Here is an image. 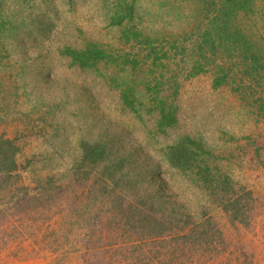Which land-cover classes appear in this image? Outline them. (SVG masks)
I'll use <instances>...</instances> for the list:
<instances>
[{
  "label": "rangeland",
  "instance_id": "374dc122",
  "mask_svg": "<svg viewBox=\"0 0 264 264\" xmlns=\"http://www.w3.org/2000/svg\"><path fill=\"white\" fill-rule=\"evenodd\" d=\"M119 3L120 0H0L4 15L13 11L31 18L24 27L13 29L8 25L0 31V134L18 137L23 145L21 159L35 155L33 167L23 172L25 183L35 186V179L46 175H56L68 183L78 175L81 151L75 144L76 137L84 134L101 138L109 142L115 156L129 155L134 160L128 164L132 173L137 170L144 174L141 183L134 186L140 193L151 191L156 198L182 204L195 220L206 210L218 223L230 246H222L218 254L208 256L202 264H264V109L259 110L263 85L238 91L233 80L215 87V69L189 74L192 64L200 58L195 55L198 49L193 43L208 24L194 12V0H136L134 18L123 24L114 22ZM256 9L255 16L240 14L238 21L264 44L256 31H264V0H256ZM132 29L160 37L159 55L171 49L160 60L161 66H154V54L146 47H139L134 38L127 40ZM177 38L184 44L172 48ZM89 41L115 51L139 53V68L127 66L123 70L114 63H101L99 68L82 69L62 53L65 46L81 48ZM209 57L226 67L235 63L236 72L241 69L236 58ZM116 74L120 79H137L136 95L145 103L149 102L148 89L154 90L157 79L162 81L161 94L173 93L172 85L176 84L170 79L176 75L178 123L161 131L155 113L141 111L140 116L126 108L120 96L122 86L112 80ZM187 133L203 139L222 169L253 191L254 211L247 226L231 222L222 208L204 196L206 192L199 191L186 175L167 163L166 146ZM153 162L158 164L157 172L152 169L148 175L146 171ZM77 182L73 187L81 193L84 187ZM76 196L78 199L58 195L53 201L58 214L51 225L58 233L66 229L69 235L61 246H39L31 258H0V264H91L84 246L86 225L73 226L72 221L89 216L100 227L107 225V229L113 224L109 212H103L107 204L97 203L96 208L85 195ZM8 201L0 199V211L8 207ZM31 206L34 204L25 208ZM7 232L0 228L2 241ZM108 233L102 231L99 235L104 238ZM26 247L32 249L33 245ZM5 248L7 252L14 251Z\"/></svg>",
  "mask_w": 264,
  "mask_h": 264
},
{
  "label": "trees",
  "instance_id": "16d2710c",
  "mask_svg": "<svg viewBox=\"0 0 264 264\" xmlns=\"http://www.w3.org/2000/svg\"><path fill=\"white\" fill-rule=\"evenodd\" d=\"M25 1L28 3L30 0ZM194 2V12L208 24L193 43L194 46L197 44L198 49L195 55L200 58L192 64L189 74L195 75L212 68L215 69V87L229 80L235 82L234 88L238 91L256 84L264 87V44L254 39L251 29L238 21L240 14L249 18L257 14L256 0ZM2 9L0 31L8 25L13 29L24 27L28 25L26 21L31 19L20 12L11 11L4 15ZM135 12L136 0H120L114 22L123 24L134 18ZM28 15L31 16L30 13ZM261 28L264 30V18ZM256 31L264 40V31L259 28ZM126 36L128 41L134 38L139 47H146L154 54L155 67L161 66L163 63L160 60L171 51L169 48L159 55L157 45L161 38L146 35L139 29L129 30ZM178 43H183L181 38L172 43V48L179 47ZM62 53L82 69L99 68L101 63H114L123 70L127 66L135 70L139 68L141 60L139 53L115 51L96 41H89L81 48L65 46ZM209 56L236 58L241 69L236 72L235 63L226 67L225 63L220 64ZM112 80L119 81L122 86L120 96L124 106L140 116L141 111L155 113L159 130L165 131L178 123L179 106L175 96L179 85L176 75L170 79L176 84L172 85L174 92L161 94L162 81L157 79L154 90L148 89V103L136 95L137 79H120L116 74ZM148 86L151 87L150 84ZM140 94H143L142 90ZM262 100L260 111L264 109L263 97ZM75 144L81 151L79 165L76 166L78 175L72 176L68 183L61 182L56 175L39 176L35 179V186H31L25 183L23 172L33 167L35 155L21 159L23 145L18 142V137L0 134V199L9 200L6 203L8 207L0 211V228L8 231L2 237L3 241L0 238V258L25 260L32 257L36 247L61 246L62 240H67L69 235L66 229L58 233L51 225L53 216L58 214L53 201L58 195L78 199L77 194L82 198L85 195L86 201L90 200L96 208L100 203L107 204L103 212H109L113 224V227L106 229L107 225L100 227V223L90 221L89 216L72 221L73 226L76 223L86 225L84 246L86 254L92 258L91 264H202L208 256L218 254L222 246H230L222 229L206 210L195 220L182 204L169 203L161 196L156 198L151 191L143 190L140 193L139 188L134 186L141 183L140 178L144 174L137 170L134 173L130 171L128 164L134 160L129 155L115 156L109 142L84 134L76 137ZM164 152L167 163L186 175L199 191L206 192L204 196L208 197L210 203L222 208L231 222L249 224L254 211L253 191L237 182L229 171L222 169L216 155L203 139L189 133L182 134L167 145ZM157 167L156 162L151 163L146 173L149 175L152 169L154 173L157 172ZM76 181L84 187L83 192H76V187H73ZM31 204L34 206L25 208ZM102 231L109 233L103 238L99 235ZM40 241L46 242L45 245H40ZM29 244L33 245L32 249L26 247ZM5 247L14 251L7 252Z\"/></svg>",
  "mask_w": 264,
  "mask_h": 264
}]
</instances>
